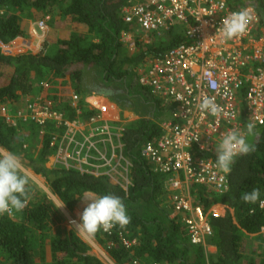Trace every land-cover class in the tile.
<instances>
[{
    "label": "trees",
    "instance_id": "1",
    "mask_svg": "<svg viewBox=\"0 0 264 264\" xmlns=\"http://www.w3.org/2000/svg\"><path fill=\"white\" fill-rule=\"evenodd\" d=\"M128 1L0 0L1 43L9 45L25 37L30 25L37 22L44 21L47 26L46 38L36 54L13 56L0 49V109L8 106L16 115L24 108L25 100L42 96L67 121H75L79 117L71 102L72 94L79 96L78 106L84 117H90L99 114L85 105L96 81L105 87L123 80L128 89L126 83L130 80L136 107L145 105L154 112L152 119L143 117L121 128L124 156L130 161L128 189L109 175L97 176L58 165L47 168L52 135L42 136L37 124L30 120L11 125L0 113V149L28 161L34 174L46 180L51 192L70 211L87 193L122 198L130 224L124 229L116 226L110 234L101 230L92 237L114 264H264V245L256 249L255 259L245 258L251 236L264 242V236L259 237L264 228V211L258 203L241 200L243 193L254 188L260 190L264 199V126L256 129L258 136L249 137L257 150L236 159L224 194L212 188L199 190L196 205L208 218L213 230L209 243L218 250L215 257H209L202 245L191 244L183 222L185 216L171 217L173 210L167 194L162 192L164 175L141 156L143 146L161 135L159 125L170 117V110L142 87L138 68L146 57L163 54L181 44L184 28L177 26L164 37L156 38L153 46H146L139 38L137 50L126 54L120 39L123 32H133L132 26L122 20V8ZM257 9L264 27V0L257 1ZM66 75L81 76L68 83L64 80ZM107 98L113 100L112 96ZM240 100L245 116L246 89ZM196 155L209 157L198 152ZM29 188L30 200L23 211L12 217L0 216V264H104L89 254L91 247L75 230L63 226L65 218L48 195L32 181ZM160 197L163 203L158 201ZM220 204L228 208L227 214L215 217L210 210ZM124 239L135 243L127 248Z\"/></svg>",
    "mask_w": 264,
    "mask_h": 264
},
{
    "label": "built area",
    "instance_id": "2",
    "mask_svg": "<svg viewBox=\"0 0 264 264\" xmlns=\"http://www.w3.org/2000/svg\"><path fill=\"white\" fill-rule=\"evenodd\" d=\"M257 1L129 0L122 8V20L138 32V36L126 31L121 35V42L126 43L130 52L137 50L139 38L150 44L151 34L161 38L177 26L184 28L181 44L139 67L140 84L169 108L171 115L160 123L161 135L157 140L143 146L141 156L156 172L171 177L175 191L182 192L183 187L197 185L224 194L229 173L217 168L215 147L222 134L233 128L246 131L245 124L251 118L256 129L264 126V27ZM249 6L255 19L247 35L226 40L217 31L223 18ZM46 29L44 21L37 22L31 33L35 39H42ZM16 43L15 40L9 45L0 42V49L6 55H15ZM210 80H215V89L209 86ZM244 89L245 116L240 100ZM205 95L215 97L218 115L201 112L196 107ZM70 98L78 112L79 118L75 121H67L52 109L51 103L44 102L42 96L25 100L24 108L16 115L11 114L8 106H2L0 113L8 124L30 120L37 124L42 136L52 135L49 161L53 160L55 165L97 176L109 175L112 180L126 175L130 161L124 156L121 128L111 126L105 119L107 107L101 102L91 105L86 100V107L99 114L84 117L78 106L79 96L72 94ZM202 145L207 147L202 148ZM197 152L209 157H198ZM172 197L173 218L183 214L192 244L205 246L213 230L203 209L196 205L198 201L177 192ZM210 212L215 217L221 216L215 207ZM134 243L123 240L127 248ZM104 253L108 256L106 251Z\"/></svg>",
    "mask_w": 264,
    "mask_h": 264
},
{
    "label": "clouds",
    "instance_id": "3",
    "mask_svg": "<svg viewBox=\"0 0 264 264\" xmlns=\"http://www.w3.org/2000/svg\"><path fill=\"white\" fill-rule=\"evenodd\" d=\"M254 19L251 6L245 7L223 18L221 27L217 31L226 40L240 38L247 35L249 25ZM209 86L215 89L217 86L215 80H210ZM196 107L201 112L213 116L219 114V106L214 96L205 95ZM245 129L244 132L235 128L229 129L222 134V138L215 146L216 166L225 174L232 171V166L238 157L251 155L257 150L255 143L249 141V137L259 135L252 118L245 124ZM29 185L30 177L25 171L21 157L10 151L0 152V216L5 214L12 216L27 207L30 200ZM83 200L87 206L79 214V221L70 220V227L84 238H92L101 230L111 232L116 226L124 229L131 222L127 208L119 196L105 194L96 197L85 194ZM241 200L247 204L258 203L259 207L264 209V199H261L258 188L243 193ZM63 207H65L63 204L59 206V208Z\"/></svg>",
    "mask_w": 264,
    "mask_h": 264
},
{
    "label": "crops",
    "instance_id": "4",
    "mask_svg": "<svg viewBox=\"0 0 264 264\" xmlns=\"http://www.w3.org/2000/svg\"><path fill=\"white\" fill-rule=\"evenodd\" d=\"M33 26H34V24L30 25L28 33L25 37L17 38L15 40L18 43V45H20L18 47L15 46V48L19 49L20 54H22V53H33V54L38 53L43 42H44V40H45V38H46L47 32L42 39L41 38L35 39V37L31 33ZM132 28H133V32H130V31H126V32H128L134 36H138V32L135 30L136 28H134V27H132ZM166 34L167 33H165L162 37H164ZM28 37H30L32 39V43H29L28 41H26V38H28ZM150 38H151L152 42H150V44L149 43L147 44V42H145L144 44L146 46H153L154 43L156 42L155 41L156 37L154 35L151 34ZM158 39H160V38H158ZM39 45H41V46H39ZM21 47L24 49V51ZM124 50L126 51V54H129L128 49L124 48ZM160 55H162V54H160ZM13 56H16V55H13ZM157 56H159V55H157ZM157 56L146 57L145 60L143 61V64H141V65L142 66L146 65L148 59L155 58ZM138 71H139V68H138ZM80 76L81 75H77V76L66 75L64 80H66L68 83H73L75 81V79L80 77ZM139 81H140V77H139ZM101 83H102L101 81H96V83L93 85V88H91V94L92 95L90 94L85 99V105H86V100L91 105H93L92 103H94V102L95 103L101 102L103 105H105L108 109V112L104 114V117H105V119L110 121L111 126H113L115 128L116 127L122 128L123 126H125L127 124H130L132 122H137V121L143 119V117H146L147 119L153 118L154 112H151L150 107H149V109L145 105H143V106L141 105V107L138 106V108L136 107L138 102H136V100L133 99L134 96L131 94V88L132 87L129 86L128 89H126L125 81L122 80V82H118V83H115L112 85H106L105 87L102 86ZM126 85H128V84L126 83ZM108 95L112 96L113 100L112 99L109 100L107 98ZM131 100H134V101H131ZM88 106L90 107V105H88ZM155 114H156V112H155ZM170 117H171V115H170ZM170 117H167V119H169ZM162 119H163V116H160V120H162ZM167 119H165V120H167ZM0 152H4V150L0 149ZM163 177L164 178H163V182H162V187H163L162 192L167 194L166 198L169 200L168 205L173 210V202H171V200L173 198L172 196L175 193L173 194V192L171 191V189H172L171 182H170L171 177H167L165 175ZM37 183H38V185H40L39 182H37ZM202 187L203 186L190 185L186 188L183 187L182 192L184 193V196L190 197V198L198 201L199 190ZM158 201L163 203L164 200L162 199V197H160L158 199ZM215 209L218 211L219 215H221V216H225L227 214V210H228V208L226 206L221 205V204L215 206ZM173 213H174V210L171 213L172 218H173ZM187 231H188V229H187ZM263 236H264V231L262 232V236H259V237H263ZM209 242H210V239L208 241H206L205 246H202V247L204 248L207 256L215 257L218 253L217 247H215L214 245H211ZM191 244H192V242H191ZM263 245H264V242L263 241L260 242L258 239V236H251L249 238L248 243H247V248H245L246 249L245 258L251 259V258H254L255 255L257 256L256 249L259 246H263ZM106 257H107V259H109V257L107 255H106Z\"/></svg>",
    "mask_w": 264,
    "mask_h": 264
},
{
    "label": "rangeland",
    "instance_id": "5",
    "mask_svg": "<svg viewBox=\"0 0 264 264\" xmlns=\"http://www.w3.org/2000/svg\"><path fill=\"white\" fill-rule=\"evenodd\" d=\"M30 37L26 38V41H28L29 43H32V39ZM15 46L18 47L20 45H18V43H16ZM39 46H41V45H39ZM123 48L128 49L129 55L132 54V52H130L129 48L127 47L126 43L123 44ZM13 51H14L15 55L20 54L18 48H14L13 47ZM23 51H24V49H23ZM127 84L131 87V81L130 80H127ZM131 94L133 96L136 95L134 88H131ZM67 95H68V97H70V94H67ZM21 159H22V162L24 164L25 171L28 174V176L30 177V181H32L40 189H42L48 195L49 199H51L57 205V207L59 208V206L62 205L63 203L60 201V199L56 195H54L51 192V190L49 188V185L47 184L46 180L43 179L41 176H38V175L34 174V172L32 171V169L29 168V164L30 163L28 161L24 160L23 157H21ZM54 165L55 164H54L53 160H51V161L48 162L47 168H53ZM113 180L115 182H117L118 184L122 185V187L124 189H126V190L128 189L129 178L127 177V175L123 174L121 177H113ZM37 182H39L40 185H38ZM171 191L173 192V194L176 193V191L173 190V189H171ZM181 191H183V190H181ZM177 193H180V194L184 195V193L183 192H180V191H177ZM87 195H89V196H95L94 194H89V193H87ZM171 202H173V198H172ZM86 206H87L86 205V202H84V200L82 199L81 202H79L76 205V207L74 208L73 211L68 210V208L66 206L63 207V208H59L60 211H61V213L63 214V216L65 218L63 220V222H62L63 226L66 227L68 230H74V229H72L70 227V219L79 221V214L83 212V210H84V208ZM79 236L91 247V251L89 253L90 255L96 256L104 264H113V262H112V260L110 258L109 259H106V257L103 255V254H106V253H104L105 251L95 242V240L93 238H84L81 235H79ZM102 252H103V254H102Z\"/></svg>",
    "mask_w": 264,
    "mask_h": 264
}]
</instances>
